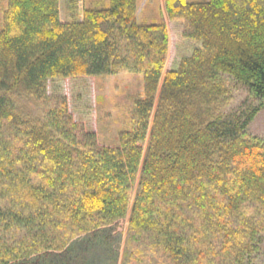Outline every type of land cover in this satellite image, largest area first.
Listing matches in <instances>:
<instances>
[{
    "label": "trees",
    "instance_id": "1",
    "mask_svg": "<svg viewBox=\"0 0 264 264\" xmlns=\"http://www.w3.org/2000/svg\"><path fill=\"white\" fill-rule=\"evenodd\" d=\"M164 4L185 55L161 82L167 27L138 24L136 0H93L65 23L59 0H6L0 264H111L125 220L122 264H249L262 244L264 139L246 134L262 104L224 112L223 76L264 98V0ZM120 74L141 88L115 146L47 93L49 81Z\"/></svg>",
    "mask_w": 264,
    "mask_h": 264
},
{
    "label": "rangeland",
    "instance_id": "2",
    "mask_svg": "<svg viewBox=\"0 0 264 264\" xmlns=\"http://www.w3.org/2000/svg\"><path fill=\"white\" fill-rule=\"evenodd\" d=\"M69 1L59 0V18L64 23L69 22L72 16L80 19L84 7L86 9L93 8V0H73L75 10L71 12L68 9ZM5 6L6 0H0V15L5 9ZM137 23L143 24L142 19H139ZM180 33L179 29L174 25L170 26L167 56L163 67L161 82L165 75L174 69L177 62L185 55L183 53V48L185 47L183 46V40L180 38ZM223 80L229 89L227 101L223 107L224 112L237 109L241 104H245L244 108L248 105L257 106L262 104L260 111L248 125L246 134L249 137L264 139V98H253L244 87L237 85L226 76H223ZM140 88L141 82L138 77L130 74H120L99 78L49 81L47 84V93L49 95L64 94L68 100V108L74 120L83 123L87 131H93L97 135L100 145L115 146L118 143V133L122 128L123 116L120 119L119 115L123 112L126 97L139 92ZM157 99L158 95L156 97ZM134 190L135 186L133 193ZM127 231L128 222L126 220L111 229L113 241L111 245L116 254L114 255L116 256L114 258L115 261L114 259L113 261L109 260L112 262L111 264H122L123 254L125 253L124 246L128 239ZM249 264H264V235L262 244L251 257Z\"/></svg>",
    "mask_w": 264,
    "mask_h": 264
},
{
    "label": "crops",
    "instance_id": "3",
    "mask_svg": "<svg viewBox=\"0 0 264 264\" xmlns=\"http://www.w3.org/2000/svg\"><path fill=\"white\" fill-rule=\"evenodd\" d=\"M135 19L137 22L139 19H142L143 24H152L156 23L155 21L159 19H163L167 27L168 40L170 37L169 28L171 25H174L177 29H179V33L181 32L177 22H170L168 20L164 0H136Z\"/></svg>",
    "mask_w": 264,
    "mask_h": 264
}]
</instances>
